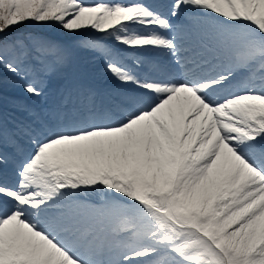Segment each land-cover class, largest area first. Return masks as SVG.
Returning <instances> with one entry per match:
<instances>
[{
  "label": "snow or ice",
  "instance_id": "obj_1",
  "mask_svg": "<svg viewBox=\"0 0 264 264\" xmlns=\"http://www.w3.org/2000/svg\"><path fill=\"white\" fill-rule=\"evenodd\" d=\"M0 264H264V0H0ZM2 99V97H0Z\"/></svg>",
  "mask_w": 264,
  "mask_h": 264
},
{
  "label": "rangeland",
  "instance_id": "obj_2",
  "mask_svg": "<svg viewBox=\"0 0 264 264\" xmlns=\"http://www.w3.org/2000/svg\"><path fill=\"white\" fill-rule=\"evenodd\" d=\"M38 29H39V30H40V29H44V31L49 32V33L52 32L53 35H56V36H58V37L61 36L60 33H59L60 28L57 27V26H52V27H43V26H39V25H35V26H25V27L21 28L20 30L31 31V32H38ZM39 32H41V31H39ZM82 53H84V55H85V57H86L87 59L91 57L90 54L87 53V52H83V51H82ZM89 62H91V63H95V62L92 61V59H91V61H89ZM6 86L15 89V92H23L22 89H20V88H18V87H15V86H13L12 84H8V85H6Z\"/></svg>",
  "mask_w": 264,
  "mask_h": 264
},
{
  "label": "bare ground",
  "instance_id": "obj_3",
  "mask_svg": "<svg viewBox=\"0 0 264 264\" xmlns=\"http://www.w3.org/2000/svg\"><path fill=\"white\" fill-rule=\"evenodd\" d=\"M59 33H60L61 36L65 37V38L69 37L68 34H67L66 32H64L62 29L59 30ZM98 64H99V63H98ZM100 65H102V64H100ZM101 67H102V66H101ZM102 75H103V74H102ZM106 79H107V78H106ZM107 80H108V79H107ZM108 81H110V80H108ZM19 116H22V115L19 114Z\"/></svg>",
  "mask_w": 264,
  "mask_h": 264
}]
</instances>
